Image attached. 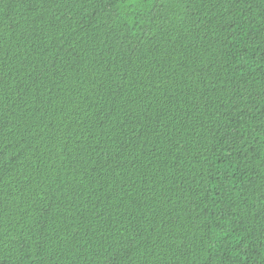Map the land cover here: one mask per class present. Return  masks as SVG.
<instances>
[{
    "label": "trees",
    "instance_id": "1",
    "mask_svg": "<svg viewBox=\"0 0 264 264\" xmlns=\"http://www.w3.org/2000/svg\"><path fill=\"white\" fill-rule=\"evenodd\" d=\"M0 264H264V0H0Z\"/></svg>",
    "mask_w": 264,
    "mask_h": 264
}]
</instances>
